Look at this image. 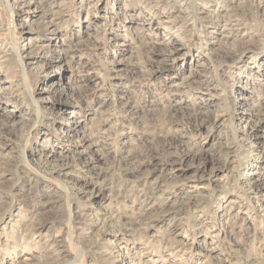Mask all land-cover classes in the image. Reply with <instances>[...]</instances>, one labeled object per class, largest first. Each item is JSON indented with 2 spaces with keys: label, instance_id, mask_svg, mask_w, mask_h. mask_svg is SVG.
Listing matches in <instances>:
<instances>
[{
  "label": "rangeland",
  "instance_id": "374dc122",
  "mask_svg": "<svg viewBox=\"0 0 264 264\" xmlns=\"http://www.w3.org/2000/svg\"><path fill=\"white\" fill-rule=\"evenodd\" d=\"M0 264H264V0H0Z\"/></svg>",
  "mask_w": 264,
  "mask_h": 264
},
{
  "label": "bare ground",
  "instance_id": "6f19581e",
  "mask_svg": "<svg viewBox=\"0 0 264 264\" xmlns=\"http://www.w3.org/2000/svg\"><path fill=\"white\" fill-rule=\"evenodd\" d=\"M158 1V0H157Z\"/></svg>",
  "mask_w": 264,
  "mask_h": 264
}]
</instances>
